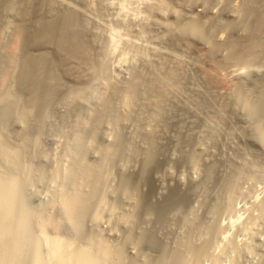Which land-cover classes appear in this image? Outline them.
<instances>
[{
  "label": "bare ground",
  "instance_id": "6f19581e",
  "mask_svg": "<svg viewBox=\"0 0 264 264\" xmlns=\"http://www.w3.org/2000/svg\"><path fill=\"white\" fill-rule=\"evenodd\" d=\"M76 1L78 6L62 0H0V21L5 12H13L18 21L11 40L3 44L0 39V162L5 166L3 172L2 168L0 170V264H123L122 246L113 248L86 229L89 218L100 220L108 177L112 167L117 168L121 161L141 165H134L138 168L131 167L127 172L119 166V197L135 200L138 213L142 209L146 216L157 214L164 225L167 216L169 218L174 210L182 213L192 193L203 190L213 195L216 200L213 202L215 205L211 206L213 209L210 208L213 214L223 206L221 200L229 198L238 188V178L236 181L233 174L228 175L225 171L222 174L217 170L218 176L216 164L208 165L203 181L194 182L189 190L173 188L159 202L153 198L156 184L153 186L150 182L156 181L159 172L154 169L164 161L161 157L168 151L163 143L160 144L162 140H158L161 128L167 130L172 120L176 125L177 118V125L181 128L186 122L183 121L184 117L191 114L200 117L201 126L208 128L210 134L205 132L214 139L222 136L220 124L229 119L228 103L231 97L242 94L248 99L247 95H243L245 77H241H250L251 71L264 66V0H241L239 7L232 5L231 0H222L221 11L215 8V0H183L189 7L187 10L196 15L188 17L174 13L171 17L177 21L178 37L186 45H194L192 47H195L200 59L193 57L191 63L186 65L176 57L149 61L147 58L142 65L146 68L142 70L136 67L131 78L120 85L110 79L106 51L99 45L100 36L89 24L90 6L85 0ZM222 14L227 20L223 19ZM172 44H176V37H173ZM225 52L229 53L223 55ZM221 55L223 59H220ZM195 83L200 86H196V90L191 88L196 95L184 93ZM196 96L202 100L195 101L200 99H194ZM117 99L120 103L122 101L125 108L119 107ZM261 102L263 105L257 108V112L264 116V98ZM57 111L62 122L69 125L72 131V142L68 147L72 161L67 172L62 174L63 186L60 191L65 208L58 218L47 219L41 214L43 219L40 216L38 226L32 223L31 216L35 212L26 189L32 182L31 175L42 178L45 170L29 165L27 159L33 154L31 147L38 143L33 137L34 132L42 131L47 118ZM129 119L134 123L131 136L121 129ZM105 122H110L114 128L113 139L110 146L101 151L99 163L90 165L86 161L89 151L84 136L92 139L103 137L101 130ZM16 123L23 125V133L20 134L22 143L11 148L7 130ZM136 138L140 140L139 144ZM182 138L183 135H180L179 140ZM263 141L264 130L253 141L264 158ZM189 143L193 145L192 141ZM196 145L192 146L191 151L186 150L190 153L183 157L184 162L191 161L192 164L188 163L191 166L195 163L198 165V154H202ZM165 170L168 171L167 168ZM243 170L241 168L240 171ZM238 175L241 177L242 174ZM211 182L214 183L212 188L208 185ZM147 183L152 185L153 188L148 184L153 191L149 189L151 192L144 194L140 192L143 189L142 186L140 190V186ZM83 185L86 190L82 189ZM116 206L114 204L113 209ZM259 209L261 217H264V201ZM136 213L126 219L134 223L139 215ZM176 213L174 211V215ZM187 216H180L182 225L194 227L197 216L195 219ZM35 225L43 232L50 227L56 234L69 230L73 237L67 240L55 237L53 241L45 236L42 240L36 235ZM151 231L142 230L136 239L139 245L147 243L159 247L158 257L147 264H184L180 248L177 251L160 243L155 230ZM205 232L212 239V231ZM130 239L132 237L128 236L126 240ZM44 241H50L47 255L43 252ZM195 246H191L197 248H193L192 257L197 259L199 255L202 256V251L204 255L207 247L205 244L206 249L204 247L202 250L203 247ZM198 249L202 250L201 253Z\"/></svg>",
  "mask_w": 264,
  "mask_h": 264
},
{
  "label": "rangeland",
  "instance_id": "374dc122",
  "mask_svg": "<svg viewBox=\"0 0 264 264\" xmlns=\"http://www.w3.org/2000/svg\"><path fill=\"white\" fill-rule=\"evenodd\" d=\"M8 1L17 2L18 0ZM62 1L71 5L76 4L75 6L79 5L76 0ZM211 1L213 2V0ZM85 2L91 8L88 16L89 24L93 28V31L100 36L99 45L107 54L110 79L119 85L121 83L124 84V82L126 83L131 78L133 70L136 67L142 70L146 68L142 67V65L149 61V59L156 60L165 57V59L170 60V57H176L186 65H189L192 59L198 58L197 52L194 49L195 47H192L194 45L188 44L190 45L189 47L182 38L178 37L179 35L176 31V27L178 26L177 21L171 17L174 13L175 15H185L188 17L189 15H196L187 10L189 7L183 0H85ZM220 2L222 0H215L214 2L216 6L217 4L219 5L215 6L217 11L222 5ZM230 3L239 7L241 0H231ZM223 19L227 20L225 16H223ZM17 22V18L13 12L3 13L2 20L0 21V39L3 44L11 40L10 38ZM173 37H176V44L174 46L172 44ZM227 53L229 52H225L223 55H227ZM223 55L220 56V59ZM199 57L202 56L200 55ZM192 66H194L193 61ZM253 71H251L250 77L244 75L241 77H245L243 79L245 81L243 85V90L245 89L243 92L245 94L242 93L243 95H247L246 98L248 99H245V96H242V94L231 97L230 103H228L229 119L220 124L219 132H222L219 134L222 136L219 135L220 137L214 138L216 140L209 136L208 128L201 126L203 123L200 117L191 114H187V120L184 117L183 121L186 122L183 123L186 125L183 124L181 128L177 125L179 118L175 117L174 120L178 119L177 121L175 120L176 125L172 120L173 126L170 124V129H160L162 133L158 134V140H162L160 144L163 143L162 145L166 148L165 150L168 148V151L166 155L161 157V160L164 161L158 165L157 169H154V171L158 170L157 172L159 173L156 175V181L154 183L150 182V184L153 186L156 184V186L153 188L152 185L147 183L146 188V185L142 184L140 190L143 189L139 190L146 194L151 192L149 189L152 190L153 188L155 190L154 195L156 192V195L153 196L154 201H162L173 188H180V190L188 188L189 190L194 182L203 181L208 165L216 164L217 173L219 171L223 174L225 171L228 175L233 174L232 176L236 181L237 178L239 181L237 190L229 198L221 200L223 201V206L221 205L218 212L213 211L212 214L210 210V208L213 209L211 206L215 205L213 203L216 201L215 197L206 191L207 194L203 190H198V192L196 191V193L191 194L193 196L186 203L184 212L182 211L184 215L180 211L178 213V210H174L175 213L177 212V215H182V217L189 214L190 219H195V216H197V226L195 223L194 227L193 225L191 227L186 224L182 225L180 216L178 217L179 219L176 218L177 215H174V211L171 213L172 215L169 214V218L167 216V221H165L164 225V223H160L157 214H148L149 216H146L143 214L144 211L142 209L138 213L135 207V200L128 198L121 199L118 195L117 187L121 177L119 166H122L121 170L127 172L131 167L138 168L141 164H128L125 161H121L117 168L115 166L112 167L106 183L105 204L100 208V220L96 221L93 218H89L86 223V229L87 232L92 231L95 236L99 239L101 238V240L107 242L113 248H121L122 246L124 255L123 264H147L149 260L152 261L158 257L159 247L149 246L147 243L146 245L145 243L139 245L136 242L137 236L142 230L151 231V229L155 230L154 233H156L160 243L167 244L169 248L177 251L180 248L179 251H181L182 257L185 260H183L184 264H264V217H261L262 213L259 211V205L264 201V158L260 154L259 147L253 142L260 137L261 131L264 130V116H261L257 112V108L260 109L263 105L261 100L264 98V66L260 70ZM251 74L253 75L251 76ZM194 85L192 87L189 86L190 91L186 89L184 93H191V96L192 94L196 95L193 90L200 86H197L196 83ZM191 88L194 89L192 90ZM183 96L184 98L186 97L185 94ZM196 97L194 99H200L195 101L199 102L202 100L200 96ZM246 100L248 102H245ZM116 102L120 108H125L122 106V101L120 103V100L117 99ZM195 117H197L196 121ZM193 118L194 120H192ZM133 124V121L130 119L128 122H124L121 128L122 132L127 136H131L134 130ZM179 129H181V133L184 132L185 134H181ZM113 132L114 128L111 123L105 122L101 130L103 137L92 139L90 136H84V141L88 145L89 151L86 159L88 164L97 165L99 163L101 151L110 146ZM21 133H23V125L21 123H16L12 128L7 130L11 148H16L22 143ZM179 134L183 135L182 139L185 141L179 140ZM71 136V127L62 122L58 111L53 112L47 118L42 131H36L33 134L38 143L31 147L33 154L30 156V159H27V163L31 164L34 168L43 167L45 170L42 178L31 175L32 182L29 188L26 189L28 190L26 192L27 196L31 197V208L35 212L31 216L32 223L34 224H40L38 222V220H41L40 216L42 219L43 215L47 219L58 218L63 213L65 203L60 191L63 186L62 174H65L71 166L72 157L68 150L72 142ZM217 139L219 140L217 141ZM135 141H138V144L140 143L138 138ZM191 141L193 145L190 146L191 143L189 142ZM195 145L201 150L202 154H198L200 155V157H197L199 163L196 161L198 165L195 163L193 164L195 166L192 167L193 165H189L191 161L189 163L186 160L185 163L183 159L186 158L185 155L187 156V153H190L186 150L191 151L192 146L194 147ZM172 147L174 150L171 149ZM168 153L169 155H167ZM134 165L139 166L136 167ZM246 165H251L252 167L248 168L247 166L246 169ZM4 167L0 162V170L2 168V172L5 170ZM166 168L168 171L165 170ZM241 168L242 170L244 168L245 171L241 172ZM234 169H237V171L234 172ZM216 172L215 176L217 177ZM237 172L243 176L239 177ZM241 178L244 179L242 180ZM213 184L211 182L208 185L212 188ZM82 189L86 190V187L83 185ZM114 204H117L115 209H113ZM134 213L138 217L134 223H131L126 218ZM191 213H195L196 215H191ZM170 215H174L175 217H171ZM207 225L209 226L205 229ZM38 226L35 229L36 235L40 238L42 237V240L45 236L47 239L52 240L55 237H60L63 240L73 237V234L69 230H62L59 234H56L50 227L49 230H46L47 232H43ZM205 230H208L209 233L212 231V239L206 235ZM128 236L132 237L129 241L126 240ZM45 242H43V252L46 254H43L47 255L49 254L50 246L48 247V245L50 241ZM81 243L82 245L85 244ZM205 244L207 249L204 246ZM195 245L199 246V248L203 247L202 250H204V247L206 249L204 250V255L203 251L201 250V253L200 249H198L202 256L200 257L197 254V259L194 258L195 256L192 257L194 253L192 251L197 248L193 247V250L191 246Z\"/></svg>",
  "mask_w": 264,
  "mask_h": 264
}]
</instances>
